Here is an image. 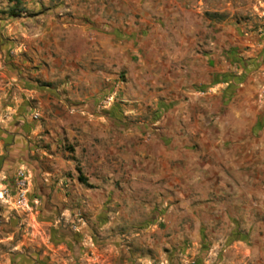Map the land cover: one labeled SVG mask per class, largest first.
Masks as SVG:
<instances>
[{
    "label": "rangeland",
    "instance_id": "rangeland-1",
    "mask_svg": "<svg viewBox=\"0 0 264 264\" xmlns=\"http://www.w3.org/2000/svg\"><path fill=\"white\" fill-rule=\"evenodd\" d=\"M2 111L42 128L29 159L52 174L0 153V264H195L264 239V0H0ZM178 148L230 159L218 211L165 212Z\"/></svg>",
    "mask_w": 264,
    "mask_h": 264
},
{
    "label": "crops",
    "instance_id": "crops-1",
    "mask_svg": "<svg viewBox=\"0 0 264 264\" xmlns=\"http://www.w3.org/2000/svg\"><path fill=\"white\" fill-rule=\"evenodd\" d=\"M224 75L225 77H223V74L213 73V79L209 84L210 89H215L218 86L224 87L221 90L222 92L217 96L219 98L227 97L229 92L228 89L232 88V84L230 85L231 80L227 76V72ZM228 86L229 88H227ZM215 96L216 95L209 92L204 97L212 99L216 98ZM16 117V114H8L5 111L0 113V153L4 154L6 150L9 159L12 158V160H14L13 162H15V166L21 164L23 167L31 169L36 175H41L42 173L43 175L52 174L51 171L44 170L43 164L39 163L37 160L34 162L29 159V156L33 154L35 150V147H33V139L35 135H38L41 132L42 128H37V126L32 123H25L24 125H21L20 128L19 126H16ZM173 129L175 130L176 128H168L169 132ZM177 129L179 130L181 128ZM36 151L47 155L43 149L36 148ZM182 151L183 150L180 148L174 149V155H169L162 159L165 162L172 164L169 172L173 177L167 181V185L168 187L173 188V192H175L174 194L178 201L175 204L168 202L169 204H167L165 212L177 213L186 210L187 212L192 213L195 217L194 214L196 212L198 213L201 210H208V208H206L208 204L201 203L202 200L199 199H202V197L208 198L209 196L211 198L209 205L218 211L219 208L223 207L221 203L223 197L227 195V190L220 189L219 185H217V181L223 182L228 177L225 168L220 167V162L225 165L224 161L228 162L230 159L226 158L223 160V158L217 159L212 157L202 158L199 156L187 157L182 155ZM17 156L20 158L24 157L25 159L18 162ZM48 157L49 159L46 160H49L51 164L57 163L58 165V160L56 157H53L52 153L48 154ZM0 158L3 159L2 156H0ZM119 161H121V159H119ZM153 161L154 159L149 161L145 160V162L143 161V165H148L153 163ZM120 166L121 164H119V168ZM125 166H128L130 173L134 175L138 173L144 174V172L150 173L149 167L142 168L140 161L135 156L131 157L128 165L125 164ZM185 175H189L190 179L187 180ZM4 176L5 170L1 168L0 182ZM213 181H215V186L211 187ZM182 183H185L189 190L184 191L180 187H176ZM179 221L180 220L175 218L171 223L178 224ZM195 241L196 240L194 239V242ZM257 241L258 243L255 247L248 248L244 246L247 242L245 239L232 238L228 241L229 246L227 247L226 252L220 254L214 253L213 250L209 255H202L197 253L196 248L191 247L183 251L182 260L195 261V264H264V239H257ZM184 254L186 255L184 256ZM189 254H191V257H188Z\"/></svg>",
    "mask_w": 264,
    "mask_h": 264
},
{
    "label": "built area",
    "instance_id": "built-area-1",
    "mask_svg": "<svg viewBox=\"0 0 264 264\" xmlns=\"http://www.w3.org/2000/svg\"><path fill=\"white\" fill-rule=\"evenodd\" d=\"M26 184H27V182H26V179H23L21 182H19V186H20V188H21V193H20V195H21V197H25V195H26V190H25V186H26Z\"/></svg>",
    "mask_w": 264,
    "mask_h": 264
},
{
    "label": "trees",
    "instance_id": "trees-1",
    "mask_svg": "<svg viewBox=\"0 0 264 264\" xmlns=\"http://www.w3.org/2000/svg\"><path fill=\"white\" fill-rule=\"evenodd\" d=\"M12 15H15V14H12Z\"/></svg>",
    "mask_w": 264,
    "mask_h": 264
}]
</instances>
